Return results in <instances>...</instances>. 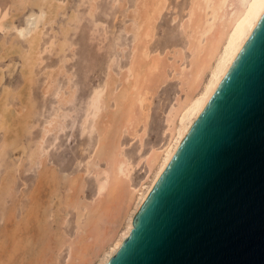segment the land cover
<instances>
[{
	"label": "bare ground",
	"instance_id": "bare-ground-1",
	"mask_svg": "<svg viewBox=\"0 0 264 264\" xmlns=\"http://www.w3.org/2000/svg\"><path fill=\"white\" fill-rule=\"evenodd\" d=\"M64 2L0 0V264H106L264 11V0H186L171 20L180 40L154 46L158 21L174 8L170 0H113L126 9L124 29L133 35L131 45L114 47L127 63L115 71L117 56L110 53L101 81L71 109L77 89L68 67L75 42L68 34L87 19L95 43L106 23L95 15L96 0H80L57 31ZM104 43L98 39V51ZM50 55L58 61L50 62ZM11 63L18 80L5 84ZM170 83L172 93L156 102ZM69 118L81 136L94 140L82 144L88 155L77 157L84 168L60 174L49 151ZM152 126L161 137L149 142ZM127 136L136 141L132 150ZM38 166L30 187L24 172ZM87 175L94 179L91 196ZM19 176L25 202L16 200Z\"/></svg>",
	"mask_w": 264,
	"mask_h": 264
},
{
	"label": "water",
	"instance_id": "water-1",
	"mask_svg": "<svg viewBox=\"0 0 264 264\" xmlns=\"http://www.w3.org/2000/svg\"><path fill=\"white\" fill-rule=\"evenodd\" d=\"M106 264H264V11Z\"/></svg>",
	"mask_w": 264,
	"mask_h": 264
},
{
	"label": "rangeland",
	"instance_id": "rangeland-1",
	"mask_svg": "<svg viewBox=\"0 0 264 264\" xmlns=\"http://www.w3.org/2000/svg\"><path fill=\"white\" fill-rule=\"evenodd\" d=\"M64 1L66 5L65 11H62L54 21V29L57 31L60 30V25L68 18L67 12H69V10L71 12V10L77 6V3L80 2V0ZM112 1L113 0H96L97 10L95 15L98 20L106 23V29H99L97 31L96 35H98V38L96 37V39H92L95 41V43H91L89 37V27L92 23L90 20L82 19L83 21L78 26V28L76 30H72L68 34V36H70V38L75 42V46L73 49V58L68 62V67L73 72L72 84L77 89L75 100L69 103V108L71 109L75 107L77 109V105L82 101L83 97L87 95V93L94 85L98 84L101 81L102 77L105 74L104 68L107 64V59L109 58L110 53L116 54L117 56V60L114 64L115 71H119V67L127 63L128 58L123 56L122 51H116L114 47L117 45H131L133 35L127 34L124 29V26H126V22L129 21L127 18L123 19L122 17V13H124L126 9L120 8V6L118 5H112ZM127 1H129L130 3L133 2V0ZM170 2L171 5L174 6V8H168L167 11H165L163 17L158 21L159 37L153 42L154 46L166 43L169 44L173 41H178L181 38L174 34L173 30L176 24L171 20L172 16L176 12H181L183 5L186 3V0H170ZM79 10L81 12L80 15L85 16L86 8L83 5L80 6ZM22 20L23 14L18 15L16 21L21 23ZM72 24L74 25L73 22ZM58 36L61 35L59 34ZM1 37L2 32H0V39ZM99 38H102L105 41L103 49L101 51H98L96 46V44H98ZM109 46L111 47L110 52ZM48 59L50 62L58 61L57 57L55 58L53 57V55H50ZM17 77L18 68H14L13 63H11V65L5 70L4 83L11 84L12 82L18 80ZM64 79H62L63 81H61V83H64L66 81ZM174 87L175 84L170 83L168 87H166L159 93V96L156 98V102H159V98L162 97L163 94L166 93V91H170L171 94L173 90H171V88ZM160 127L161 125H159L158 128L160 129ZM160 134L161 130L155 129V127L152 126L148 141L150 142L160 138ZM129 138L130 137L127 136L125 139H127L126 141L130 143L131 140H129ZM93 140L94 138L92 140L87 139L86 135L81 136L80 132L78 131L77 123L72 122V120L69 118L67 127L60 132L58 138L55 140V144L50 148L49 155L51 163L57 166L60 174H65V171L67 170H77L84 168V164L79 163L77 161V157L88 155L87 150L84 154L82 153V144L84 143L85 147H87V144H91ZM135 147L136 141H134L132 144L130 143V150L134 149ZM40 168L41 167L38 166L36 169L27 170L26 172H24L23 177L28 181L30 187L37 179ZM4 173L5 170L0 171V179ZM136 175L138 178L142 177L144 175V168H138L136 171ZM86 179L88 183L86 187V194L88 196H91L94 190V179L92 175H87ZM21 180L22 179L19 176L17 184L18 186L15 187L17 194L16 200L19 201V199H21V202H25L26 199L23 198L22 194H24L23 191H25L26 188L21 183ZM8 204H11L10 200L8 201L7 205ZM20 213L21 212L19 211L18 215ZM0 223L3 224V220H0ZM30 234L31 235H29V237L34 236L32 233ZM29 255L27 254L26 257H29Z\"/></svg>",
	"mask_w": 264,
	"mask_h": 264
}]
</instances>
